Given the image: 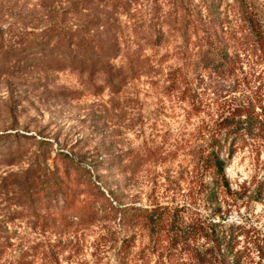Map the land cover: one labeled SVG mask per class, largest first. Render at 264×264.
Instances as JSON below:
<instances>
[{"label":"rangeland","instance_id":"obj_1","mask_svg":"<svg viewBox=\"0 0 264 264\" xmlns=\"http://www.w3.org/2000/svg\"><path fill=\"white\" fill-rule=\"evenodd\" d=\"M208 2L103 0L121 25L122 54L110 65L123 81L109 88L106 73L72 64L59 31L44 39L46 26L73 18L65 0H0V264H193L115 209L167 207L196 226L211 221L197 156L216 106L240 88L197 75L186 55L195 39L171 28L194 21L185 8ZM213 2L233 20V0ZM154 24L169 32L158 45L143 33ZM63 174L101 192L110 212L88 225L58 223L62 196L36 194ZM225 175L220 223L243 264L263 263L264 146L237 147Z\"/></svg>","mask_w":264,"mask_h":264},{"label":"trees","instance_id":"obj_2","mask_svg":"<svg viewBox=\"0 0 264 264\" xmlns=\"http://www.w3.org/2000/svg\"><path fill=\"white\" fill-rule=\"evenodd\" d=\"M233 1L236 4L233 20L228 19L230 14L220 11L213 0H209L199 9H184L183 13L188 12L194 21L171 26L173 31L181 30L184 38L195 39L192 47L186 48V55H189L188 63L197 75L229 79L228 92L240 88L239 96L229 97L216 106L213 113L216 117L207 128L204 146L197 156L198 169L206 180L201 192L211 221L203 227L196 226L167 207L124 206L115 209V215H119L122 223L142 225L150 241L157 244L167 241L171 249L181 257L187 256L193 264H243V256L234 251L232 241L235 237L223 228L219 219L221 203L230 195L225 167L237 147L250 141L264 146V0ZM102 2L65 0L62 12L73 18H67L59 28L53 21L46 26L43 36L52 41L59 31V37L68 49L66 56L70 57L72 64H79L83 72L87 70L90 75L94 71L106 73L104 83L114 88L123 81L122 73L112 72L110 65L122 54L117 31L121 25L116 19L111 21V15L119 13L103 12ZM46 32L55 34L46 36ZM143 33L148 34L147 40L154 39L153 43L158 45L169 32L162 25L154 24L146 27ZM57 194L62 196L63 206L56 212V221L64 226L72 223L88 225L99 213L110 212V207L105 205L108 200L86 180L72 181L63 174L48 186H40L36 198L47 201L48 197ZM200 239L204 241L203 246L198 244ZM131 246L130 239L123 241L124 258L128 257Z\"/></svg>","mask_w":264,"mask_h":264}]
</instances>
